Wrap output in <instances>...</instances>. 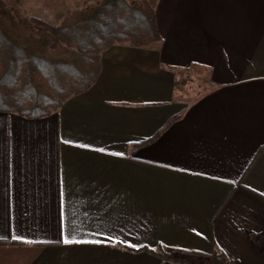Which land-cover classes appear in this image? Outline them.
<instances>
[{
	"label": "crops",
	"instance_id": "1",
	"mask_svg": "<svg viewBox=\"0 0 264 264\" xmlns=\"http://www.w3.org/2000/svg\"><path fill=\"white\" fill-rule=\"evenodd\" d=\"M155 9L57 111H0V264H264V0Z\"/></svg>",
	"mask_w": 264,
	"mask_h": 264
},
{
	"label": "trees",
	"instance_id": "2",
	"mask_svg": "<svg viewBox=\"0 0 264 264\" xmlns=\"http://www.w3.org/2000/svg\"><path fill=\"white\" fill-rule=\"evenodd\" d=\"M157 2L99 0L53 24L23 17L0 0V111L49 115L97 81L104 50L118 43L147 46L159 41ZM214 260L222 264L219 256Z\"/></svg>",
	"mask_w": 264,
	"mask_h": 264
},
{
	"label": "rangeland",
	"instance_id": "3",
	"mask_svg": "<svg viewBox=\"0 0 264 264\" xmlns=\"http://www.w3.org/2000/svg\"><path fill=\"white\" fill-rule=\"evenodd\" d=\"M15 12L28 18H41L59 24L76 9L96 4L99 0H1Z\"/></svg>",
	"mask_w": 264,
	"mask_h": 264
},
{
	"label": "snow or ice",
	"instance_id": "4",
	"mask_svg": "<svg viewBox=\"0 0 264 264\" xmlns=\"http://www.w3.org/2000/svg\"><path fill=\"white\" fill-rule=\"evenodd\" d=\"M101 151H102V150H101ZM64 242H65V243H73L74 241H71V240H67V239H66Z\"/></svg>",
	"mask_w": 264,
	"mask_h": 264
}]
</instances>
